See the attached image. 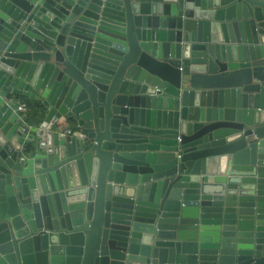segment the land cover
Listing matches in <instances>:
<instances>
[{"label": "water", "instance_id": "95a60500", "mask_svg": "<svg viewBox=\"0 0 264 264\" xmlns=\"http://www.w3.org/2000/svg\"><path fill=\"white\" fill-rule=\"evenodd\" d=\"M0 264H264V0H0Z\"/></svg>", "mask_w": 264, "mask_h": 264}, {"label": "trees", "instance_id": "16d2710c", "mask_svg": "<svg viewBox=\"0 0 264 264\" xmlns=\"http://www.w3.org/2000/svg\"><path fill=\"white\" fill-rule=\"evenodd\" d=\"M21 104L26 108V117L32 118L37 116L38 114V107L35 102H32L29 99H22Z\"/></svg>", "mask_w": 264, "mask_h": 264}, {"label": "built area", "instance_id": "2783aa9c", "mask_svg": "<svg viewBox=\"0 0 264 264\" xmlns=\"http://www.w3.org/2000/svg\"><path fill=\"white\" fill-rule=\"evenodd\" d=\"M17 110L23 117L26 116V108L23 105H20Z\"/></svg>", "mask_w": 264, "mask_h": 264}, {"label": "crops", "instance_id": "0c3cea01", "mask_svg": "<svg viewBox=\"0 0 264 264\" xmlns=\"http://www.w3.org/2000/svg\"><path fill=\"white\" fill-rule=\"evenodd\" d=\"M20 105H22V104H21V102H20ZM20 105H19V106H20ZM64 124H65V123H63V125H62V126H65V127H66L67 125H64ZM66 128H68V127H66Z\"/></svg>", "mask_w": 264, "mask_h": 264}]
</instances>
